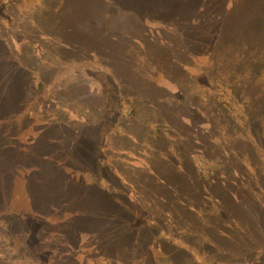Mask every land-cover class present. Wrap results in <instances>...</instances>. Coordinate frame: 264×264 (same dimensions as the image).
I'll return each mask as SVG.
<instances>
[{
  "label": "rangeland",
  "instance_id": "1",
  "mask_svg": "<svg viewBox=\"0 0 264 264\" xmlns=\"http://www.w3.org/2000/svg\"><path fill=\"white\" fill-rule=\"evenodd\" d=\"M188 1L0 0V264H264V0Z\"/></svg>",
  "mask_w": 264,
  "mask_h": 264
},
{
  "label": "trees",
  "instance_id": "2",
  "mask_svg": "<svg viewBox=\"0 0 264 264\" xmlns=\"http://www.w3.org/2000/svg\"><path fill=\"white\" fill-rule=\"evenodd\" d=\"M182 1V0H181ZM184 2H186V0H183ZM188 1V0H187ZM190 1V2H189ZM188 1V4L190 5V3L193 5V6H197L199 4V2L201 0H189ZM227 2V0H225ZM178 3V1H176ZM176 2L174 3V6H176ZM208 2V1H207ZM210 2V1H209ZM212 2V1H211ZM237 2H239V9L240 11H242V9L245 7V5H247V8H246V12L244 14V17L242 19V23L240 24L241 27H245L246 23H247V20L249 18H251V16L255 15L256 13V17H259L260 14L262 13L263 11V0H237ZM204 3V2H202ZM225 3V2H224ZM235 3V0L232 2V4L230 6H233V4ZM160 4H163V3H160ZM166 3H164L163 5H165ZM168 4V3H167ZM174 8V7H173ZM229 8V7H228ZM228 8H225V9H228ZM153 9V8H152ZM157 16V19L158 20H162V22H167V21H170V23L173 24V28H177L178 26H185L188 28V30H191L193 33H192V36H191V39H192V43L194 44H198L200 41H205L207 42L208 44H213V45H216V41L215 39H213L211 36V33H210V36H209V39L207 40L206 37L205 38H202V36L205 35V29H196L195 27H199V26H196V25H192L191 23H187L185 25H181V22L183 21H180V23L176 22V19L181 16L177 15V13H175V11L173 12V9L170 7V13L168 11H161L159 13H156ZM225 17H226V20H225ZM227 17H229V20H230V16H226V15H223V20L225 21H229L227 20ZM169 23V22H167ZM174 23H175V26H174ZM215 32V31H213ZM228 37V35L226 36ZM225 37V39H227ZM117 39V38H116ZM246 41V40H245ZM230 44L233 43V39H230ZM218 46V45H217ZM218 48V47H217ZM218 51L217 49L215 50V52ZM161 95V94H159ZM127 99H130L126 96V100ZM136 99V98H135ZM130 103V102H129ZM137 104V103H136ZM135 110V105L133 104L132 105V108H131V112L129 114V116L131 115V118L133 117V111ZM179 119V118H178ZM161 133V129H158V135ZM32 198V196H31ZM37 201V202H36ZM32 203V210L36 211V210H40L42 208V213L45 214L46 216V212L43 208L44 204H47V207H50L51 211L54 210V206H55V203L52 201L51 203L49 202H43V203H39V200H32L31 201ZM60 206H58L57 210H58V214H68L69 216L71 215V211L73 209H75V207L73 208L71 205H61L59 204ZM50 212V211H49ZM46 220H47V217H46ZM56 220V219H55ZM51 222V221H49ZM48 222V223H49ZM76 227V225H75ZM74 231H75V228L73 229L71 235L73 234L74 235ZM68 240V239H67Z\"/></svg>",
  "mask_w": 264,
  "mask_h": 264
}]
</instances>
